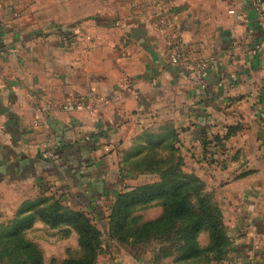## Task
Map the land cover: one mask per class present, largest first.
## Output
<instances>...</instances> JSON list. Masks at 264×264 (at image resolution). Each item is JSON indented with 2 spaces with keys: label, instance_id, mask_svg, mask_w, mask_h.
Listing matches in <instances>:
<instances>
[{
  "label": "crops",
  "instance_id": "crops-1",
  "mask_svg": "<svg viewBox=\"0 0 264 264\" xmlns=\"http://www.w3.org/2000/svg\"><path fill=\"white\" fill-rule=\"evenodd\" d=\"M164 1L0 0V223L42 190L85 207L102 202L115 174L121 182L134 174L125 165L131 144L143 134L158 142L163 121L190 128L197 144L236 123L242 131L226 141L237 146L231 173L216 171L213 180L231 246L210 264H264V0L260 11L252 0ZM231 9L247 20L237 22ZM164 19L178 26L190 57L212 61L206 77L171 64ZM92 92L106 97L91 101L95 111H37ZM125 134H135L132 143ZM115 147L124 158L117 167ZM221 150L203 154L217 163Z\"/></svg>",
  "mask_w": 264,
  "mask_h": 264
},
{
  "label": "trees",
  "instance_id": "trees-1",
  "mask_svg": "<svg viewBox=\"0 0 264 264\" xmlns=\"http://www.w3.org/2000/svg\"><path fill=\"white\" fill-rule=\"evenodd\" d=\"M229 129L226 138L241 130L239 126ZM172 136L173 139L176 138L174 130L164 134L156 146L147 152H138L134 157L132 153L127 156L125 165L128 173L152 172L158 174L161 180L131 187L117 194V203L109 217L112 224L116 223L113 231L126 242L131 237L137 243L144 241L143 239L149 240V237L164 235L174 242L172 247L175 243L182 242L183 245L176 248L180 256L175 261L179 264L222 262L228 257L231 246L223 211L202 195L198 180L182 171L183 163L175 156L178 149L169 142ZM215 140L221 139L217 137ZM164 145L169 148V152L158 158L159 149ZM193 198L197 199V207L192 203ZM154 203H160L163 207L161 215L154 220L142 222L137 230H131L136 211ZM63 204V199L47 195V191L42 190L37 198L24 203L13 219L0 223V246H6L4 250L13 252L16 258L24 257L22 264H45L43 250L32 238L27 237L28 231L37 222H41L49 229L64 225L70 231L69 234L75 232L79 236L81 248L93 252L92 239L97 240L99 231L86 212ZM203 232L209 238L205 247L199 244ZM172 234L176 236L173 237ZM170 249L171 247L164 249L163 257L172 256ZM90 260L89 257H71L62 264H91Z\"/></svg>",
  "mask_w": 264,
  "mask_h": 264
},
{
  "label": "rangeland",
  "instance_id": "rangeland-1",
  "mask_svg": "<svg viewBox=\"0 0 264 264\" xmlns=\"http://www.w3.org/2000/svg\"><path fill=\"white\" fill-rule=\"evenodd\" d=\"M138 0H136L137 3ZM160 6H164L166 1L164 0H155ZM164 2V3H162ZM78 95V94H77ZM80 95V94H79ZM76 112V111H75ZM165 115V114H164ZM164 122V124H163ZM161 126L158 128V132L160 134H168L170 130H174L176 134V138L170 139V143L175 145L178 149V152L175 153V156L181 160L183 163L182 171L186 174H190L196 180H198V186L201 188L202 195L206 196L209 201L214 204L216 207L218 206L221 210L220 204L216 199V195L214 194V185L213 180L218 177L217 172H221L222 178L225 179L228 176V172L230 171V165L232 162V157L235 154V148L232 147V144L228 147L229 139L226 138V134L230 132L228 129L222 131L223 137H220V141L215 140L214 135L212 137H206L203 140H200V143L197 144L194 142L192 135L188 138V134H192V130L189 128L187 131V127H183L179 125L178 129L175 127L174 123H170V121H163ZM234 123V122H232ZM233 126V125H232ZM228 125V128L232 127ZM234 126H238L234 123ZM153 130L152 128H150ZM256 129V126H255ZM183 130V131H182ZM242 131V130H241ZM204 134V133H203ZM208 134V133H206ZM209 134H221L216 133V131H212ZM251 134V133H245ZM126 135V144L132 143L131 138L135 134H125ZM153 134H143L142 143L138 144L136 147L132 148V157L136 156L138 152H147L151 147L156 146L158 142H155V139L152 138ZM191 138V140H190ZM155 142V143H154ZM248 146L256 147L259 143V140L251 142L247 141ZM237 145H240V141L237 142ZM215 148H222V159L221 162L216 163V161L209 160L211 155L206 157L203 152L213 153ZM114 156H112V161L114 166H118V163H122V153L118 147H115L113 150ZM160 154L157 156L158 158L168 154L169 148L164 145L159 149ZM162 154V155H161ZM217 160H219V158ZM214 158V156L212 157ZM214 160V159H213ZM129 162V161H128ZM229 167V168H228ZM229 170V171H228ZM134 174H126L125 179L127 181L121 182L116 179V174L113 176L112 182H118L116 184L115 191L111 192V195L104 200H100L102 202L91 204V206L85 207L83 204H74L67 197L65 200L58 196L61 200L63 199V205L69 206L71 208H75L76 210H82L87 213L90 217L93 225L99 231L97 240H93L94 251L88 252L85 249L81 248L79 245L78 238L76 233L69 234L70 231L66 229L64 225L49 229L46 225H40L36 230L28 232L27 237L32 238L35 243L39 245V247L43 250L45 256V264H62L69 258L75 259H84L89 257L91 264H136V262L141 261L144 258L148 257H158L161 259L166 258H177L180 256L179 251L176 248H179L183 245L182 242H177L171 246L174 242L168 240L164 235L163 237H149V240L143 239L144 241H138L137 243L132 240V237L129 238V241H123L121 239V235L118 233H114L113 228L116 226V223H111L110 216L113 212V209L117 203L118 197L117 194L120 192H124L128 190L126 187L127 184L132 186H140L144 184H150L159 182L161 177L152 172H133ZM235 174V173H234ZM136 175V176H135ZM120 181V182H119ZM49 193H47L48 195ZM192 203L195 207H197V199L193 198ZM163 212V207L160 203H154L149 207H142L138 209L135 213V222L132 224L131 230H137V227L142 224V222L146 220H154L158 218ZM224 214V213H223ZM224 218V216H223ZM9 221V220H8ZM7 222V221H5ZM225 222V220H224ZM4 223V222H3ZM135 226V227H134ZM202 233L200 235V246L205 247L208 244V234ZM173 237L176 236V234ZM171 247L172 256L163 257L164 249ZM6 246H0V264H22L25 261V258H16L13 252L4 250ZM169 251V250H168ZM12 253V254H11ZM12 255V256H11Z\"/></svg>",
  "mask_w": 264,
  "mask_h": 264
},
{
  "label": "built area",
  "instance_id": "built-area-1",
  "mask_svg": "<svg viewBox=\"0 0 264 264\" xmlns=\"http://www.w3.org/2000/svg\"><path fill=\"white\" fill-rule=\"evenodd\" d=\"M252 2L254 3L255 9L257 11H260L262 8L263 0H252ZM229 13L235 16L237 22H244L247 20V14L245 12H238L235 9H231ZM263 19L264 17L260 18V20ZM159 30L164 36L166 44V55L171 64L178 67H187L190 71L200 74L201 77L207 76L212 61L200 57L194 58L189 56L188 44L184 40L180 29L173 21L164 19L160 22ZM66 38H68L67 40L69 45L75 44L77 41L76 35L73 33H66ZM91 101L102 103L106 101V97L99 96L95 92H92L88 96L74 94L62 104H56L52 101H47L38 106L37 111L40 113L49 112L52 109L66 112L84 111L87 109L95 111L97 109V106L96 104L92 105ZM36 123H39V120H37Z\"/></svg>",
  "mask_w": 264,
  "mask_h": 264
}]
</instances>
